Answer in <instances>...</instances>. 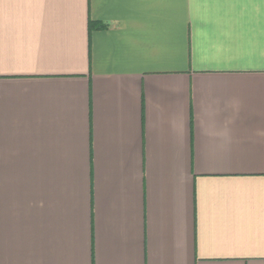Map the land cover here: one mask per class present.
Returning a JSON list of instances; mask_svg holds the SVG:
<instances>
[{"label":"crops","instance_id":"obj_1","mask_svg":"<svg viewBox=\"0 0 264 264\" xmlns=\"http://www.w3.org/2000/svg\"><path fill=\"white\" fill-rule=\"evenodd\" d=\"M0 264H264V0H0Z\"/></svg>","mask_w":264,"mask_h":264},{"label":"trees","instance_id":"obj_2","mask_svg":"<svg viewBox=\"0 0 264 264\" xmlns=\"http://www.w3.org/2000/svg\"><path fill=\"white\" fill-rule=\"evenodd\" d=\"M101 27H102V25H100V24H94V23L91 24V29L101 28Z\"/></svg>","mask_w":264,"mask_h":264}]
</instances>
